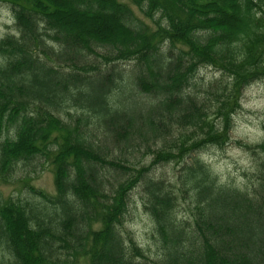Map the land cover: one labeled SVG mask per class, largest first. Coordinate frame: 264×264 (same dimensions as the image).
<instances>
[{
  "label": "trees",
  "instance_id": "obj_1",
  "mask_svg": "<svg viewBox=\"0 0 264 264\" xmlns=\"http://www.w3.org/2000/svg\"><path fill=\"white\" fill-rule=\"evenodd\" d=\"M0 1V174L43 159L56 189L0 204V264H264V140L237 142L244 186L197 155L264 78V0H129L154 26L119 0ZM203 66L220 77L196 83ZM168 163L175 182L155 176ZM137 187L153 256L124 230Z\"/></svg>",
  "mask_w": 264,
  "mask_h": 264
},
{
  "label": "rangeland",
  "instance_id": "obj_2",
  "mask_svg": "<svg viewBox=\"0 0 264 264\" xmlns=\"http://www.w3.org/2000/svg\"><path fill=\"white\" fill-rule=\"evenodd\" d=\"M119 1L127 4L140 20L154 26L153 22L145 18L129 0ZM8 34L16 35L14 18L11 6L0 1V40ZM131 66L132 62L119 64L122 69H128ZM194 77L192 79L196 83L207 84L220 77V73L213 67L203 66ZM126 90L128 92L129 88ZM126 95L130 96V94ZM134 95L132 93V96ZM66 116L62 115L64 119H67ZM263 140L264 78H260L245 87L243 91L240 109L233 115L229 141L224 146L209 145L198 152L197 155L210 166L212 172L221 182L244 186L245 180L248 178L246 175L252 170L253 157L251 152L239 146L237 142L254 144ZM137 155L144 164H148L151 159L150 155L143 154V157L140 154ZM177 168L178 165L175 163L160 165L154 169L155 176L175 182ZM31 188L44 193L48 197L56 196L54 168L50 163L43 161V159H35L29 164L21 162L13 170L0 174V204L9 200H19L22 203H31V201L38 200L31 193ZM142 194L141 187H137L132 191V203L129 205L124 230L129 231L136 243L148 250L153 256L156 254L157 248L152 237V220L144 211L140 202ZM177 215L179 218L188 217L183 204L179 206ZM75 264H89V260L87 257H82Z\"/></svg>",
  "mask_w": 264,
  "mask_h": 264
}]
</instances>
